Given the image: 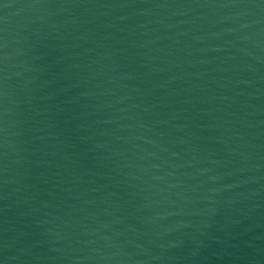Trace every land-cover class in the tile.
Listing matches in <instances>:
<instances>
[{"label": "water", "instance_id": "95a60500", "mask_svg": "<svg viewBox=\"0 0 264 264\" xmlns=\"http://www.w3.org/2000/svg\"><path fill=\"white\" fill-rule=\"evenodd\" d=\"M0 264H264V0H0Z\"/></svg>", "mask_w": 264, "mask_h": 264}]
</instances>
